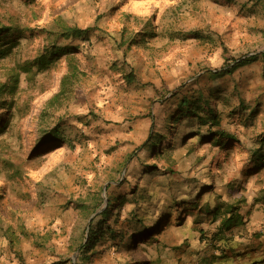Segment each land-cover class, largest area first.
<instances>
[{
  "label": "rangeland",
  "instance_id": "1",
  "mask_svg": "<svg viewBox=\"0 0 264 264\" xmlns=\"http://www.w3.org/2000/svg\"><path fill=\"white\" fill-rule=\"evenodd\" d=\"M241 4L252 6L250 0H0V25L32 36L0 62V84L17 64L42 52L81 46L44 71L21 74L12 97L9 129L0 135V264H196L195 257L212 254L199 242V228L209 232L218 224L205 214L204 204L220 215L239 208L245 225L232 247L259 248L245 264L264 258V170L241 175L264 134V66L257 61L215 81L206 75L264 51V12L261 6L249 12ZM56 22L75 29L96 25L108 36L94 37L97 45L87 53L79 40L40 33ZM194 31L207 38L172 37ZM145 32L150 34L144 37ZM71 72L76 73L68 92L59 96L61 81ZM201 95L240 148L223 140L178 137L181 126L166 122L173 103ZM244 107L255 109L248 123L241 120ZM59 125L66 143L39 146ZM157 133L168 136L171 149L162 145L149 157L142 146ZM140 162L167 175L144 179ZM187 181L210 187L190 214L176 219L171 209L175 217L160 222L165 231L158 239L168 247L159 261H148L158 255L148 246L116 252L109 241L81 260L76 245L84 234L87 238L97 213L88 216L79 204L94 202L100 212L110 198L108 223L125 233L135 212L144 219L143 207L151 206L154 195ZM241 263L229 256L216 264Z\"/></svg>",
  "mask_w": 264,
  "mask_h": 264
},
{
  "label": "trees",
  "instance_id": "2",
  "mask_svg": "<svg viewBox=\"0 0 264 264\" xmlns=\"http://www.w3.org/2000/svg\"><path fill=\"white\" fill-rule=\"evenodd\" d=\"M250 1L252 6L241 4V7L250 12L255 10V7L261 6L262 11L264 12V0ZM28 31L33 33L32 30ZM40 33L56 35L58 39L63 40H79L85 45L83 50L87 53L95 48L97 45V39H102L108 36L103 28L96 25L88 26L83 29H75L58 22L52 26L51 30L43 29ZM149 34V32H145L143 36L145 37ZM94 37L97 39H93ZM172 37L182 40L191 38L201 40L207 38V36L197 31L189 33H173ZM30 38H32V36H26V31H22L20 28L0 25V62L10 58L15 50L22 45V40ZM73 49L80 50L81 46L79 48L63 46V48L59 47L53 52H42L32 60L17 64L15 69L10 72L6 77V82L0 84V135L4 134L9 129L10 117L13 116L12 111L14 109L12 97L16 95L19 89L21 74L33 76L35 72L44 71L50 68L55 62H58L63 55L71 52ZM257 61H260L264 66V51L257 55L245 57L244 59L235 62L234 65L228 69H222L216 72L208 71L206 75L208 79L215 81L230 74L234 70ZM75 73L76 72H71V74L63 77L61 81V90L58 93L59 96L66 95L71 83V77H73ZM3 96H6V98H3ZM209 103L210 101L202 95L195 98L183 96L177 100L176 103H173V111L169 114L166 122L168 124L169 122L174 124L177 128L178 126H181L177 132L178 137L191 138L196 136L198 137L199 142H207L212 139L214 143H217V141L223 140L231 147L240 148L242 145L236 136L227 133L220 128V116L216 109L210 106ZM242 110L241 120H243L244 123H248L255 114V109L244 107ZM60 134L59 125L41 138L39 146L49 142L66 143L67 140L60 138ZM167 137L168 136H165L162 133H157L150 137L149 140L143 144L142 148L147 152L149 157H153L154 152L158 151V149H162V145H165V148L171 147L170 142H168V144L165 143ZM257 145L256 149L247 156L244 161V166L241 168V175L243 177H250L264 170V134L257 141ZM139 164L141 165L142 178L144 179L149 176L167 175L155 166H150L143 162H140ZM178 185L180 189L175 188L171 193L167 191L164 196L160 197V195H154L151 200V206L146 205L147 207H143V213L145 215L144 219L139 218V213L135 212L128 222L129 228L131 229L129 232L125 233L118 232L108 223L113 208L112 200L110 198H108L107 208L100 212L98 211L101 209V205L97 206L94 202L79 204L80 210L88 216L97 213L89 224L87 238L86 234H84V238L81 241H78L76 245L75 251L79 253L81 260H89L90 257L95 254L93 252L95 246L99 243L109 241L110 246L115 248L116 252L121 251V248L129 249L134 246H148L158 253L156 257L153 256V258L151 257L152 259L150 258L148 261H159V254L162 253V250L168 247L165 241L158 239V237L165 231V227L160 226V222L166 218L172 219L175 217L172 215L171 209H174L176 219L183 218V216H185V211H189L190 214L198 207L202 196L210 187L208 185H200L199 181L193 183H189L188 181L179 182ZM139 190L140 188L138 187L135 191L136 195L141 194ZM142 192H144L143 189ZM115 201L120 205L119 199ZM261 201L264 204V193L261 197ZM203 207V210H206L205 214L208 217H211L213 223L217 222L218 224L215 228L212 225L209 232L208 230H204V228H199L198 240L200 243H205L206 247L212 251V254L208 257H195L193 260L196 264H216L220 259L229 256L232 257L234 261H239L242 262L241 264H245L244 260L247 257L253 258V256L257 254L259 248L255 247L252 243H246L243 245L240 243L237 245L238 248L236 249L232 247L235 235L239 234L241 232L240 229L245 225L244 216L240 213L239 208H236L237 210H229L226 214L220 215V211L217 207L209 208L208 204H204ZM164 209L165 211L159 216L160 218L157 217L158 213ZM137 210H139V208ZM197 223L202 222L200 221ZM84 239H86L85 242ZM198 253L200 254L201 252ZM213 253H220V255ZM260 259L261 260H254L251 264L264 263V258ZM146 264H148V262H146Z\"/></svg>",
  "mask_w": 264,
  "mask_h": 264
}]
</instances>
